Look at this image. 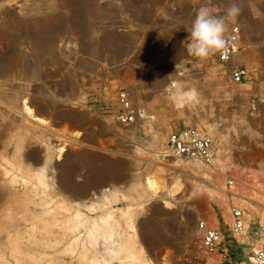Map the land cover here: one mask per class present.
Wrapping results in <instances>:
<instances>
[{
	"label": "rangeland",
	"instance_id": "374dc122",
	"mask_svg": "<svg viewBox=\"0 0 264 264\" xmlns=\"http://www.w3.org/2000/svg\"><path fill=\"white\" fill-rule=\"evenodd\" d=\"M230 3L0 0V130H8L0 136V261L93 264L96 259L99 264V253L108 254L111 247L87 246L82 229L67 232L65 220L78 215L89 224L106 213L121 227L120 216L131 210L136 243L149 264H204L209 256L197 229L200 223L209 226L211 218L222 235L219 253L213 252L212 258L221 264H247L255 246L252 222L245 236H234L236 243L222 219V202L210 203L203 194L184 197L183 190L166 197L172 178L180 179L188 191H219L232 168L244 189L249 185L245 169L264 159V150L254 145L264 140V0H238L241 11L227 25V30L233 24L241 30L239 53L244 61L234 57L222 66L215 53L198 59L187 52L196 11L207 7L223 16ZM231 65L248 72L243 83L230 81ZM172 83L195 89L196 100L176 108L169 99ZM120 89L130 93L146 120L131 127L117 124L114 100ZM23 102L30 115L22 110ZM184 127L225 140L224 170L205 179L174 166L173 158L155 160L154 153L165 150L169 133ZM15 130L27 143L19 160ZM151 134H157V140L134 157L135 142ZM34 137L42 144H33ZM45 142L52 151L62 152L52 155L46 169L52 185L43 193L24 182L22 174L39 168ZM26 150L38 151L37 161L26 160ZM106 164L115 165L116 178L95 181L94 170ZM65 175L70 188L60 183ZM143 175L155 177L153 196L141 189L130 193L132 186L141 188L136 176ZM72 186H83V191ZM104 191L115 192V197L104 196ZM131 199L138 207H129ZM11 238L18 242L14 254Z\"/></svg>",
	"mask_w": 264,
	"mask_h": 264
},
{
	"label": "bare ground",
	"instance_id": "6f19581e",
	"mask_svg": "<svg viewBox=\"0 0 264 264\" xmlns=\"http://www.w3.org/2000/svg\"><path fill=\"white\" fill-rule=\"evenodd\" d=\"M235 57H237V59L240 62L245 60V57L241 56V53L239 52L235 55ZM176 85L177 84L172 83L171 86L169 87L170 95H171L172 90L176 87ZM22 110L29 115L31 114L25 102L22 103ZM1 128L2 129L0 130V136L8 135L7 128L6 127H1ZM19 132L20 131L15 130V152L17 153L18 160L20 159L21 152L25 149V146L27 145V143L24 140L23 135L21 134L20 136ZM208 135L213 137V139L215 138L214 142H215L216 151H217V157L214 161L212 168L204 167L197 162L182 161V160L173 158L174 166L178 168H182L183 170H188L192 173H199L205 179H208L209 174H211L212 172L224 170L225 162L227 159L223 158V155L228 153V151L225 150V140L218 137L217 135H210V132H208ZM157 137H158L157 134H151L147 136L146 140L141 139V140L136 141L132 148V155L134 157L141 155L153 142L157 140ZM30 141L33 144H40V143L42 144L41 139L38 137H34L30 139ZM43 144H46V142ZM42 146H43L42 147L43 149L41 148L42 150L41 152L43 153L42 154L43 159H41V161L40 160L37 161L38 151H29V150L27 151L26 150V152L23 153V157L26 160H34V161L40 162V164H39V168L37 166V169L33 170L31 174L27 175L25 173V174H22V176L25 178L24 182L25 180H27L29 183L30 182H32V184L34 183L33 184L34 191L39 189L43 191L44 193V191H46L48 188L50 189V186L52 185L51 177L49 178L47 177L46 169L50 168L49 166L51 164V158H52L53 153L60 155L62 150L57 149L56 151H52V149L48 147L49 144H46V146L44 145ZM154 158L157 162H162L165 160V158H170V157L168 156L167 151L162 149L154 153ZM114 166H115L114 164H106L101 169L99 168V169L94 170L93 173L96 176L95 181L103 182V181H107L110 179L112 180L115 179L116 175L112 171V168ZM136 179L141 181L139 184H137V185H140L141 188L139 186H135V187L132 186L130 188L131 194L132 193L137 194L136 190H140V189H141L140 190L141 193H145L149 197L155 194V191L157 188L155 177L150 176V175H143L142 177L136 176ZM69 180L70 179H68V177H66L65 175L64 177H61L60 183L64 187L70 188ZM72 187L71 189L76 188L77 191L79 192L83 191V186H76L74 188ZM182 190H183L184 197H185V193H188V195L191 194V195H196V196L199 194H203L207 198L208 202L210 203L222 202L224 205V213L222 215V219L224 221V224L230 227V231L232 229V222H233L232 217L230 215L231 208L238 207L240 209H243L245 212L242 218V228L241 230L232 233L233 237L235 236L236 238H242L243 236H245V234H247V230L249 229L253 215L258 214L261 221H264V213L258 212L257 210H255L252 207V205L249 204V199H251V197L242 191L237 192V193H231L232 190L229 189L226 185L223 186L222 189H220L219 191H215V190L203 191L198 188H191V191H188L184 183H182L180 179L172 178L166 190L167 199L171 198L175 193L180 192ZM102 193L104 196L106 195L112 198L115 197V192L113 191L111 192L104 191ZM227 194H229L230 196L229 195L227 196ZM263 200L264 199H261V201ZM129 203L131 205L129 207H138L137 202H135L134 204L132 199L130 200ZM163 204L165 206H169V202L166 200H164ZM120 218L122 220V222H120V224H122L121 227H123L122 229L119 225V220H115L110 214H106V213H104L99 218L95 219L94 221H91L89 224H86L85 221H82L81 219H79L78 215H74L73 217H68L64 222V228L69 233H73L79 228L82 229V231L85 234L83 241L89 247H94L97 243L101 245L100 246L101 250L103 249L102 247L103 246L106 247V245L107 246L109 245V248L111 247V249L108 251L109 252L108 254L107 253L105 254L104 252L99 253L101 256V259L98 260L99 264H108L112 260L122 261L123 264H149L142 257L141 251L136 243L133 213L131 212V210H127L122 216H120ZM209 226L211 228L218 230L217 220L215 218H211V221L209 222ZM221 236L219 239V243L222 240ZM15 240L16 239H12L10 242H8L12 248L13 254L16 253L18 250V244H17L18 242L17 240L16 241ZM252 249L253 251H255V246H253L250 250ZM253 251H250V253H252ZM208 253L205 252V254L208 255L209 257L206 259V262L204 264H221L218 261V258L216 259L212 258L214 256L213 252L211 254H208ZM95 260H93L94 261L93 264H97ZM251 260L252 259L250 256L248 258V261H251ZM17 261H18L17 264H21V260L17 259ZM0 264H4L2 259L0 261ZM82 264H88V263H82Z\"/></svg>",
	"mask_w": 264,
	"mask_h": 264
},
{
	"label": "built area",
	"instance_id": "2783aa9c",
	"mask_svg": "<svg viewBox=\"0 0 264 264\" xmlns=\"http://www.w3.org/2000/svg\"><path fill=\"white\" fill-rule=\"evenodd\" d=\"M240 39L241 30L239 26L235 24L231 25L225 33V47L215 52L216 61L220 65L227 66L231 63L240 50ZM228 74L230 81L235 85L243 83L248 76L245 68L239 65L229 66ZM114 104L116 106L115 120L120 126L131 127L146 120L143 111L133 103L131 95L126 89L117 91ZM254 145L264 150V140L256 141ZM165 150L170 158L197 162L209 168L213 167L217 157L214 139L205 131L196 129L195 127L172 130L166 139ZM226 156L224 154L223 158ZM255 165L254 168H246L243 174L249 180V185L246 188H242L237 173L232 171L233 168L228 171L229 175H227L225 183L232 190L231 193L243 191L247 195L255 197L249 199V202L254 206V209L264 213V200L260 201L264 199V159L260 164ZM230 212L233 220L230 231L231 239L237 243L232 233L241 230L242 218L245 211L238 207H232ZM251 222L255 226V251L250 253L252 260L247 261V264H264V221H261L259 215L255 214ZM197 233H199L200 244L204 250L210 253H219L220 249L218 246L221 243H219L221 236L219 230L211 228L205 223H200Z\"/></svg>",
	"mask_w": 264,
	"mask_h": 264
},
{
	"label": "clouds",
	"instance_id": "9594fccd",
	"mask_svg": "<svg viewBox=\"0 0 264 264\" xmlns=\"http://www.w3.org/2000/svg\"><path fill=\"white\" fill-rule=\"evenodd\" d=\"M240 11L238 0H231L223 16H215L207 7H200L188 32V54L198 59H205L222 50L225 47L227 25L235 20ZM197 95L195 89L183 90L176 85L171 92L170 100L179 109L194 102Z\"/></svg>",
	"mask_w": 264,
	"mask_h": 264
}]
</instances>
